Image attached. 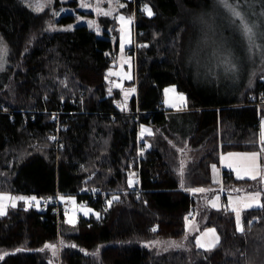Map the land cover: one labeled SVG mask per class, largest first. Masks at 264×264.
Returning <instances> with one entry per match:
<instances>
[{
	"label": "trees",
	"instance_id": "1",
	"mask_svg": "<svg viewBox=\"0 0 264 264\" xmlns=\"http://www.w3.org/2000/svg\"><path fill=\"white\" fill-rule=\"evenodd\" d=\"M125 2L122 11L136 16L138 43L137 80L126 83L137 87L130 100L108 81L110 56L119 51L112 40L116 18H100L102 37L88 26L49 33V24L73 16L56 20L50 9L39 13L22 0H0V41L4 36L9 46V64L0 70V193L34 195L42 205L60 192L100 213L71 225L53 207L9 208L0 215V264H264V181L224 170L217 183L213 168L223 153L262 152L264 107L246 101L264 87V58L242 77L236 66L232 76L240 80L219 90L200 82L190 50L214 0ZM229 2L244 7L246 0ZM169 85L187 95L188 111L164 108ZM63 108L59 147L50 139L51 119ZM141 124L153 127V135L145 137L140 161ZM221 184L224 200L262 192V206L244 211V231L228 203L211 205ZM83 188L110 192L109 201H89ZM208 228L221 241L206 249L198 236ZM168 239L177 246L156 243Z\"/></svg>",
	"mask_w": 264,
	"mask_h": 264
},
{
	"label": "rangeland",
	"instance_id": "2",
	"mask_svg": "<svg viewBox=\"0 0 264 264\" xmlns=\"http://www.w3.org/2000/svg\"><path fill=\"white\" fill-rule=\"evenodd\" d=\"M29 8L35 12H45L50 9L56 20H60L64 16H73V20L68 23H55V21L49 24L47 32L53 33L59 30H73L78 26H88L94 31L98 37L103 36V25L100 22V18L104 16H110L116 18L119 27L117 36H113L112 40L116 45L119 42L120 61L118 66L111 68L108 74V81L111 87L121 88L126 99H130L136 92V86H126L127 82L137 80V70L135 69L134 62H131L129 66L125 65L124 53L126 49L131 48L135 45L136 37V16L128 15L122 11L127 5L125 1L132 0H22ZM76 1L77 3H74ZM215 4L209 11L210 18L203 22L200 36L191 43L190 50L194 52V59L196 61V67L199 73V80L202 83H210L217 89H224L230 87V84L238 82L240 79L232 76V71L228 70L225 65V59L231 60L232 64L237 66L242 72L240 76H243L244 70L247 68H255L264 58V0H246L244 7H238L241 11L244 20L250 25L254 26L253 31L255 32L254 45L249 50V41L242 33L241 21L235 18L219 0H214ZM43 5L42 8H39ZM123 5V6H121ZM149 14V10L153 15L152 9L147 6L143 9ZM107 13V14H105ZM123 17V19H121ZM234 18V19H233ZM229 23V24H227ZM236 24V25H235ZM232 26V27H231ZM231 27V28H230ZM236 28V29H235ZM111 31V28H110ZM238 39V43H237ZM6 49V53L4 50ZM114 54V53H113ZM9 46L6 38L2 36L0 41V70L7 68L9 64ZM166 89H174V91H168L165 93V107L180 111L188 105L187 95L184 92L178 90L176 85H169ZM181 95L184 97L182 100ZM127 96V97H126ZM141 135L152 131V128L148 124H144L141 127ZM260 133L261 143H264L262 139V133H264V116L260 119ZM50 139L52 136L50 134ZM241 154L242 157L246 158L251 164L257 160L262 163L264 168V154L258 153L255 159L250 156L243 155L249 152H231L223 155L224 161L221 164H236L241 168L243 158H239V155L230 154ZM262 159V161H261ZM221 165V166H222ZM221 166L215 167V180L217 183L221 181ZM254 167V166H253ZM256 169L249 168L248 176H257L258 172ZM222 185V184H221ZM221 187L219 191L222 192ZM224 189V188H223ZM196 190V189H195ZM194 191V190H193ZM199 192V191H194ZM259 193V195H255ZM4 197L0 200V205L3 206L4 214H7L9 208L13 205L25 204L27 208H41V199L34 195L25 194H11V193H0ZM18 197H24L25 199H13ZM35 199H32V198ZM67 200L69 201L68 210L66 215L67 223L73 225L76 224L80 216L90 217L92 215L98 217L100 213L90 206L88 203L81 202L75 196L68 195ZM237 196L228 195L230 204H233ZM243 200L234 209V214L237 219L239 214V231H244V220L242 210L250 208H259L262 206V194L260 192L250 191L242 196ZM222 197L220 194H216L211 200L212 206L223 205ZM234 204H236L234 202ZM241 204V205H240ZM231 207V206H230ZM195 219L189 221V227ZM238 225V222H237ZM211 230V231H210ZM221 241V237L216 228H208L206 231H200L198 236V244L202 248H213L218 245ZM156 243L165 247L177 246V241L173 239L158 240Z\"/></svg>",
	"mask_w": 264,
	"mask_h": 264
},
{
	"label": "built area",
	"instance_id": "3",
	"mask_svg": "<svg viewBox=\"0 0 264 264\" xmlns=\"http://www.w3.org/2000/svg\"><path fill=\"white\" fill-rule=\"evenodd\" d=\"M138 53V47H135L133 49H130L126 51V55H131V54H136ZM118 59V55L116 53L112 54L110 56V60L116 61ZM261 83L264 84V76L261 77ZM248 104H252L258 107H263L264 106V91H260L258 94L253 95ZM2 112L8 113L12 115V117L15 114V110L11 109L9 106H3L2 107ZM25 113V112H24ZM77 112H72L70 113L72 117L76 115ZM68 114L66 111H64V108L61 111L54 112L52 113V121L55 123V126L53 127V130L51 131V136H52V141H54L59 147L63 144V139H62V129L65 127L64 122L62 120V116ZM138 114L140 112L138 111ZM114 115V114H113ZM142 150H144V147L142 145H139V159L141 161V154ZM222 193L224 194V189L221 187ZM81 194L83 195H88L89 199L93 202H107L109 201V193L99 190V189H88V188H83L81 190ZM53 207V211L61 214V213H66L68 210V201H66L65 195L63 193L57 192L56 195L54 196H47L46 198L43 199L42 202V208L44 212H48L49 209Z\"/></svg>",
	"mask_w": 264,
	"mask_h": 264
},
{
	"label": "crops",
	"instance_id": "4",
	"mask_svg": "<svg viewBox=\"0 0 264 264\" xmlns=\"http://www.w3.org/2000/svg\"><path fill=\"white\" fill-rule=\"evenodd\" d=\"M124 59V61H125V65L126 66H129L130 64H131V62L133 61V59H130V58H127V57H124L123 58ZM131 60V61H130ZM119 61H120V59H119ZM118 61V62H119ZM137 68V67H136ZM187 103H188V100H187ZM164 108L168 111V112H184V111H188V105L187 106H185V108H183V109H181L180 111H176V110H174V109H169V108H167V107H165L164 106ZM169 109V110H168ZM151 127V126H150ZM152 128V127H151ZM153 133V128H152V131L151 132H149V133H147L145 136H147V135H151ZM141 135V132L139 133V140L141 141L142 140V143L144 144V141H146L145 140V136H143L142 137V135ZM263 144V146H262V149H264V143H262ZM143 147H148V144L147 145H143ZM146 148H145V150H146ZM227 153H231V152H227ZM240 153V152H239ZM249 153H253V152H249ZM256 153H260L261 154V156H262V154H264V150H262V152H256ZM187 154L189 155V152H187ZM224 154H226V153H223L222 155H221V161L223 162L224 161V157H223V155ZM239 158H243V162H242V164H241V168H239V166H237L236 164H232V165H230V164H224V165H222L221 164V162H220V166L222 167V169H221V181H222V177H223V171L224 170H229V171H231V172H233L234 173V175L237 177V178H239V179H250V180H261V181H264V168H263V165H262V163H260V161H256L255 163H253V164H251L246 158H244V157H242L241 155H239ZM261 161H262V159H261ZM254 166V167H253ZM249 168H251L252 170H253V168L254 169H256L255 171L256 172H258V174H257V176H255L256 177V179H252L251 178V176H248L249 175V173H250V171H249ZM214 178H215V170H214ZM216 181V180H215ZM134 182H135V179H134ZM258 192H260V191H258ZM247 193V192H246ZM261 194H262V192H260ZM220 194V196L222 197V195H221V193H219ZM243 194H245V193H236V194H232V195H235V196H237V198L235 199V200H233V204H230V202H229V199H227L228 200V207L233 211V212H235L234 211V209H236V207H237V205L239 204V202L241 203V201L243 200V198H242V196H243ZM234 202L236 203V204H234ZM241 205V204H240ZM231 206V207H230ZM214 207H216V208H219V206H214ZM234 209H233V208ZM244 211L245 210H242V213L244 214Z\"/></svg>",
	"mask_w": 264,
	"mask_h": 264
},
{
	"label": "snow or ice",
	"instance_id": "5",
	"mask_svg": "<svg viewBox=\"0 0 264 264\" xmlns=\"http://www.w3.org/2000/svg\"><path fill=\"white\" fill-rule=\"evenodd\" d=\"M220 2L224 5L225 8H227L229 10V12H231V14L237 18L238 20L241 21V28H242V33L243 35H245L249 41V50L251 51V48L253 47L254 45V37H255V32L253 31V27L254 26H250L245 20H244V17L241 13V11L238 9L237 6H234L232 3L229 2V0H220ZM123 6V5H121ZM43 5H40L39 8H42ZM107 14V13H105ZM149 14H151L150 10H149ZM121 19H123V17H121ZM4 52L6 53V49L4 50ZM225 65H227L228 67V70L229 71H235V65L232 64L231 60H228V59H225L224 61ZM168 91H174V89H166L165 90V93H167ZM182 100L184 99V97L181 95L180 97ZM262 139H264V133H262ZM264 150V149H262ZM230 155H241V154H230ZM243 155H246V156H250L252 159H255L258 155V153L256 152H253V153H245ZM213 168L215 169V165H213ZM252 179H256L255 176H252L251 177ZM129 185L131 186V180L129 181ZM194 191H199V192H204L206 191L205 189H196ZM255 195H259V193H256ZM4 197L2 195H0V200H3ZM13 199H25L24 197H18V198H13ZM32 199H35L34 197ZM111 203V201L109 202ZM15 206V205H13ZM4 214V210H3V206L0 205V215H3ZM237 222H238V227H239V214H237ZM211 231V230H210ZM49 247H54V246H49Z\"/></svg>",
	"mask_w": 264,
	"mask_h": 264
},
{
	"label": "bare ground",
	"instance_id": "6",
	"mask_svg": "<svg viewBox=\"0 0 264 264\" xmlns=\"http://www.w3.org/2000/svg\"><path fill=\"white\" fill-rule=\"evenodd\" d=\"M227 24H229V23H227ZM235 25H236V24H235ZM231 27H232V26H231ZM231 27H230V28H231ZM235 29H236V28H235ZM137 37H138V36H137ZM237 43H238V39H237ZM116 54L119 55V53H117V52H116ZM133 57H134V55H133ZM110 61H111V60H110ZM130 61H131V60H130ZM133 61H134V59H133ZM133 61H132V62H133ZM114 63H115V62H114ZM134 63H135V62H134ZM136 66H137V64H136ZM111 67H112V66H111ZM112 68H114V67H112ZM134 83H135V82H134ZM209 84H210V83H209ZM262 88H264V87H262ZM262 88H261V91L264 90V89H262ZM116 90H117V89H116ZM259 90H260V89H259ZM111 91H115V89H114V90H111ZM115 92H117V91H115ZM119 92H120V91H119ZM113 93H114V92H113ZM137 93H138V92H137ZM256 93H257V92H256ZM118 94H119V93H118ZM121 94H122V92H121ZM254 94H255V93H254ZM254 94H253V95H254ZM160 95H161V94H160ZM251 95H252V94H251ZM161 96H162V95H161ZM122 97H123V95H122ZM122 97H118V98H122ZM126 97H127V96H126ZM133 97H134V96H133ZM133 97H132V98H133ZM220 97H221V96H220ZM249 97H250V96H249ZM160 98H161V97H160ZM164 98H165V97H163L162 99H164ZM122 99H124V97H123ZM157 99H158V98H157ZM128 100H130V99L128 98ZM118 101H119V100H118ZM161 101H162V100H161ZM164 101H165V99H164ZM121 102H123V100H121ZM159 102H160V99H159ZM246 102H249V101H246ZM128 103H129V102H127V105H128ZM164 103H165V102H164ZM118 104H119V102H118ZM121 104H122V103H121ZM121 104H120V105H121ZM123 104H125V103L123 102ZM129 104H130V103H129ZM156 104H157V103H156ZM159 104H160V103H159ZM159 104H157V105H159ZM161 104H162V103H161ZM154 105H155V103H154ZM154 105H153V106H154ZM164 106H165V105H164ZM249 106H250V105H249ZM121 107H122V106H121ZM121 107H120V108H121ZM130 107H131V106H130ZM150 107H152V106H150ZM157 107H158V106H157ZM252 107H254V106H252ZM126 108H127V107H126ZM128 108H129V107H128ZM158 108H159V107H158ZM258 108L261 110V107H258ZM121 110H125V109H121ZM127 110L129 111V109H127ZM130 110H131V109H130ZM147 110H148V109H147ZM160 110H162V109H160ZM168 110H169V109H168ZM125 111H126V110H125ZM151 111H153V110H151ZM129 112H130V111H129ZM170 113H171V112H170ZM173 113H174V112H173ZM131 115H132V114H131ZM145 115H147V114H145ZM149 115H150V114H149ZM168 115H169V114H168ZM138 121H139V120H138ZM141 125H142V124H141ZM141 127H142V126H141ZM152 128H153V127H152ZM154 128H155V127H154ZM140 132H141V131H140ZM154 132H155V130H154ZM138 135H139V134H138ZM145 135H146V134H145ZM152 135H153V134H152ZM140 136H141V135H140ZM143 136H144V135H143ZM143 136H142V137H143ZM145 137H147V136H145ZM143 138H144V137H143ZM145 139H146V138H145ZM147 140H148V139H147ZM141 141H142V140H141ZM145 144H146V143H145ZM143 145H144V144H143ZM57 148H58V147H57ZM144 148H146V147H144ZM58 149H59V148H58ZM60 149H61V148H60ZM139 166H140V165H139ZM139 168H140V167H139ZM90 189H91V188H90ZM94 189H95V188H94ZM91 190H92V189H91ZM100 190H101V189H100ZM102 191H103V189H102ZM104 191H105V190H104ZM106 191H107V190H106ZM108 191H110V190H108ZM112 191H113V190H112ZM112 191H111V192H112ZM109 193H110V192H109ZM116 193H117V192H116ZM81 195H82V194H81ZM109 195H110V194H109ZM114 195H115V194H114ZM111 196H112V195H111ZM88 200H89V199H88ZM89 201H91V200H89ZM86 202H87V201H86ZM86 202H85V203H86ZM102 203H103V202H102ZM102 203H101V204H102ZM104 204H105V203H104ZM104 204H102V205H104ZM107 204H108V203H107ZM107 204H106V205H107ZM91 205H92V204H91ZM96 205H98V203H97ZM54 215H55V214H54ZM62 221H63V220H62Z\"/></svg>",
	"mask_w": 264,
	"mask_h": 264
},
{
	"label": "water",
	"instance_id": "7",
	"mask_svg": "<svg viewBox=\"0 0 264 264\" xmlns=\"http://www.w3.org/2000/svg\"><path fill=\"white\" fill-rule=\"evenodd\" d=\"M116 66H117V64H116V63H113V64H112V67H116Z\"/></svg>",
	"mask_w": 264,
	"mask_h": 264
}]
</instances>
